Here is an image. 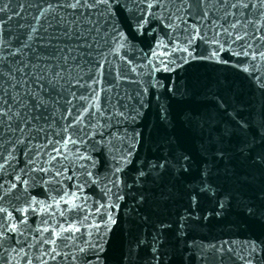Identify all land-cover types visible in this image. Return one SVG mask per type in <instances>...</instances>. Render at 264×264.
Segmentation results:
<instances>
[{"label":"water","instance_id":"obj_1","mask_svg":"<svg viewBox=\"0 0 264 264\" xmlns=\"http://www.w3.org/2000/svg\"><path fill=\"white\" fill-rule=\"evenodd\" d=\"M0 264H264V0H0Z\"/></svg>","mask_w":264,"mask_h":264},{"label":"snow or ice","instance_id":"obj_2","mask_svg":"<svg viewBox=\"0 0 264 264\" xmlns=\"http://www.w3.org/2000/svg\"><path fill=\"white\" fill-rule=\"evenodd\" d=\"M77 3H79V0H77Z\"/></svg>","mask_w":264,"mask_h":264}]
</instances>
